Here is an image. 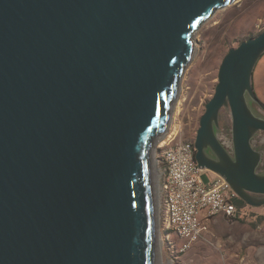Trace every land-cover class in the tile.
I'll use <instances>...</instances> for the list:
<instances>
[{"label": "water", "instance_id": "water-1", "mask_svg": "<svg viewBox=\"0 0 264 264\" xmlns=\"http://www.w3.org/2000/svg\"><path fill=\"white\" fill-rule=\"evenodd\" d=\"M233 1L0 0V264H155L153 142L195 31ZM263 53L264 29L228 49L194 140L198 166L253 207Z\"/></svg>", "mask_w": 264, "mask_h": 264}, {"label": "rangeland", "instance_id": "rangeland-1", "mask_svg": "<svg viewBox=\"0 0 264 264\" xmlns=\"http://www.w3.org/2000/svg\"><path fill=\"white\" fill-rule=\"evenodd\" d=\"M264 29V0H234L231 4L217 9L205 19L194 33V51L192 59L181 75L176 97L171 108L166 130L155 138L152 146L155 158L156 178V252L155 264H217L216 258L224 264L223 258L229 249L222 244L216 247L204 242L199 250L190 248L178 253L182 244L174 232L167 229L160 220L163 211L159 177L162 164L158 158L157 144L166 139L169 133L177 135L175 139L194 142L199 117L204 111L205 103L211 98L217 83V72L223 56L229 48L236 47L242 40L257 35ZM253 88L264 105V53L259 58L253 71ZM253 109L264 115L257 104ZM219 127L224 132H231V119L227 109L223 108L219 116ZM253 147L262 153V170H264V132H259ZM202 179L211 180L208 170L204 169ZM229 223L231 219L226 218ZM167 237V238H166ZM216 238V237H215ZM221 233L220 239L224 243ZM170 244L176 245V250ZM234 249H231L233 252Z\"/></svg>", "mask_w": 264, "mask_h": 264}, {"label": "built area", "instance_id": "built-area-1", "mask_svg": "<svg viewBox=\"0 0 264 264\" xmlns=\"http://www.w3.org/2000/svg\"><path fill=\"white\" fill-rule=\"evenodd\" d=\"M177 133H169L156 148L162 164L159 187L163 211L160 220L182 240L178 253H183L204 238L208 230L207 219L216 215L234 219L238 208L233 202L236 194L223 178L217 176L207 182L202 179L204 169L195 160L194 142L176 140ZM257 134L251 140L252 145ZM217 137L231 151V132L226 133L219 127ZM170 245L176 250L175 244Z\"/></svg>", "mask_w": 264, "mask_h": 264}, {"label": "crops", "instance_id": "crops-1", "mask_svg": "<svg viewBox=\"0 0 264 264\" xmlns=\"http://www.w3.org/2000/svg\"><path fill=\"white\" fill-rule=\"evenodd\" d=\"M262 163L259 166L260 171H264ZM208 172L211 179L218 176L209 170ZM236 206L237 216L229 223L222 215L207 219L208 230L204 238L194 242L191 248L199 250L204 242L216 247L225 244L229 251L223 258L224 264H264V205L253 207L244 203ZM221 233L224 243L220 239ZM231 249H234L233 252ZM215 261L218 264L221 259L218 257Z\"/></svg>", "mask_w": 264, "mask_h": 264}, {"label": "bare ground", "instance_id": "bare-ground-1", "mask_svg": "<svg viewBox=\"0 0 264 264\" xmlns=\"http://www.w3.org/2000/svg\"><path fill=\"white\" fill-rule=\"evenodd\" d=\"M154 164H155V158H154V151L152 150V168H153V176H154V172H155V168H154ZM156 178L155 177H153V186H154V192L156 191ZM156 193V192H155ZM155 193H154V202H155V204H154V207H155V209H156V213H157V208H156V199H155ZM156 256H157V252H156Z\"/></svg>", "mask_w": 264, "mask_h": 264}, {"label": "trees", "instance_id": "trees-1", "mask_svg": "<svg viewBox=\"0 0 264 264\" xmlns=\"http://www.w3.org/2000/svg\"><path fill=\"white\" fill-rule=\"evenodd\" d=\"M233 202L235 203V205L244 204V202L240 198H238L237 196H235V198H233Z\"/></svg>", "mask_w": 264, "mask_h": 264}]
</instances>
